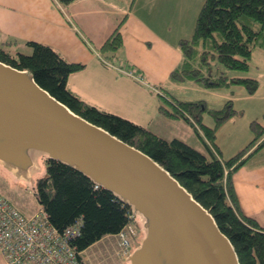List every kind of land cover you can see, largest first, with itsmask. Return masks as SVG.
<instances>
[{
	"label": "trees",
	"instance_id": "1",
	"mask_svg": "<svg viewBox=\"0 0 264 264\" xmlns=\"http://www.w3.org/2000/svg\"><path fill=\"white\" fill-rule=\"evenodd\" d=\"M56 1L68 6L75 0ZM122 44L118 26L101 52L115 55ZM28 45L32 53H20L18 57L0 47V61L31 71L42 88L73 112L162 165L212 213L234 245L240 264H264V228L241 211L233 182L234 173L264 147V123L252 121V140L234 157L225 160L215 141L218 130L239 113L234 99L230 97L224 108L216 110L208 108L204 100L182 101L163 95L160 113L189 122L203 139L208 155L180 139L167 140L127 118L88 104L68 88L69 77L83 70L85 64L67 61L49 45L32 41ZM179 49L182 60L171 72L172 83L207 89L241 85L249 95H255L260 87L257 78L225 75L214 78L205 69L210 71L212 61L218 60L231 70H250L254 52L264 49V0H205L192 38L181 39ZM205 113L215 120L214 126L204 122ZM212 146L218 155L213 153ZM41 162L44 171L36 177L37 199L60 232L80 224V235L72 241L79 252L130 225L136 226L135 217L129 219L130 208L110 191L101 186L96 188L88 176L58 161L42 159Z\"/></svg>",
	"mask_w": 264,
	"mask_h": 264
},
{
	"label": "crops",
	"instance_id": "2",
	"mask_svg": "<svg viewBox=\"0 0 264 264\" xmlns=\"http://www.w3.org/2000/svg\"><path fill=\"white\" fill-rule=\"evenodd\" d=\"M196 3L197 0H75L62 6L56 0H0V47L10 53L15 50L29 54L32 48L28 42H38L49 45L69 62L85 64L83 70L68 79L72 92L90 105L169 140L172 134L164 136L156 130L158 123H168L170 119L160 113L161 97L167 96L170 88L180 86L170 81V75L182 60L179 41L194 33ZM118 26L122 47L115 55H105L102 46ZM263 88L264 82L255 95L243 91L240 97H228L234 99L235 105L240 99L255 101L258 94L261 100ZM238 111L245 114L244 109ZM252 120L248 123L249 138L240 149L252 140ZM231 122L236 121L226 123ZM215 143L222 158L230 159L224 156L226 149L218 137ZM233 182L241 211L264 228V155L257 152L247 159L234 173ZM104 240L105 237L99 242Z\"/></svg>",
	"mask_w": 264,
	"mask_h": 264
},
{
	"label": "water",
	"instance_id": "3",
	"mask_svg": "<svg viewBox=\"0 0 264 264\" xmlns=\"http://www.w3.org/2000/svg\"><path fill=\"white\" fill-rule=\"evenodd\" d=\"M42 159L110 191L143 236L129 264H240L212 213L162 165L73 112L29 70L0 61V167L38 197Z\"/></svg>",
	"mask_w": 264,
	"mask_h": 264
},
{
	"label": "rangeland",
	"instance_id": "4",
	"mask_svg": "<svg viewBox=\"0 0 264 264\" xmlns=\"http://www.w3.org/2000/svg\"><path fill=\"white\" fill-rule=\"evenodd\" d=\"M205 0H197L196 5L193 4L195 10L197 9V14L199 15L200 10L204 4ZM197 16V15H196ZM198 17V16H197ZM197 21V19H196ZM196 24V23H195ZM195 28V27H194ZM193 36V35H192ZM190 37L189 39H191ZM16 57L18 53L12 50ZM32 53V51H31ZM29 53V54H31ZM26 54V53H24ZM264 51L258 49L254 52L253 58L251 60L250 70L243 72L237 70L228 69L226 66L221 64L218 60L212 61V67L210 71L205 69L207 75L211 74L214 78L221 75H225L229 78L232 77H254L260 80L262 84L264 82ZM242 89V91L240 90ZM243 91H246L244 86L233 85L229 87H223L220 89H207L205 87L196 86L193 84H187L182 86H177L175 88H170L167 93V97L170 99L172 97L177 98L182 101H199L204 100L207 102V106L210 109L221 110L225 106V102L228 99V95H236L240 97ZM261 91V90H260ZM261 93H264V88ZM261 94L255 96V101H247L240 99L236 102L235 108L244 109L245 114H238L232 119L236 121L235 123H226L218 131V139L222 146L225 147V157L232 158L239 152L243 142L248 140L250 128L248 123L250 119L261 118V123H264V99H260ZM252 120V121H253ZM168 123L163 120L156 129L161 132L164 136H169V140L175 138L180 139L197 150L208 154L203 139L199 136L195 129L190 125H187L181 119H168ZM251 121V122H252ZM204 122L210 126H214L215 120L205 113ZM193 132H192V131ZM186 133V134H185ZM188 133V134H187ZM191 136L189 138L188 136ZM201 135L204 136L201 132ZM221 137V138H220ZM194 140V141H193ZM262 148L258 151L261 155H264V150ZM209 155V154H208ZM230 156V157H229ZM225 160H227L225 158ZM263 161V160H260ZM0 193L7 197L15 206L17 205L24 214L34 215L40 210V203L34 193L26 188V186L20 182L15 181L6 171L0 167ZM16 206V207H17ZM136 235H133L131 239V246L129 255L126 256L123 251L125 248L121 246V241L118 236L109 235L111 237H105V240L90 246L83 252L87 260V264H129L127 258L131 255L132 251L139 245L140 240L143 236L141 225L135 222ZM0 264H6V258L0 254Z\"/></svg>",
	"mask_w": 264,
	"mask_h": 264
},
{
	"label": "built area",
	"instance_id": "5",
	"mask_svg": "<svg viewBox=\"0 0 264 264\" xmlns=\"http://www.w3.org/2000/svg\"><path fill=\"white\" fill-rule=\"evenodd\" d=\"M129 75L135 76L133 72ZM212 150L218 155L216 149ZM134 217L129 210V219ZM79 235V223L60 232L51 224L43 207L28 216L0 193V254L6 258V264H86L83 253L72 244ZM131 235H136L132 225L117 234L126 256L130 252Z\"/></svg>",
	"mask_w": 264,
	"mask_h": 264
}]
</instances>
